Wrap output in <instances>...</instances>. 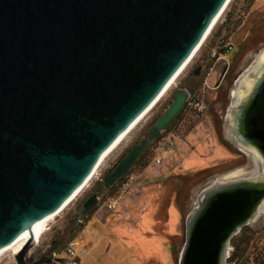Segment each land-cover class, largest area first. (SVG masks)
Listing matches in <instances>:
<instances>
[{"label": "water", "instance_id": "obj_1", "mask_svg": "<svg viewBox=\"0 0 264 264\" xmlns=\"http://www.w3.org/2000/svg\"><path fill=\"white\" fill-rule=\"evenodd\" d=\"M225 1L0 0V249L85 182ZM189 90L172 93L145 137L83 200L76 226L182 110ZM224 121L252 172L201 189L184 218L176 264H225L228 241L264 205V46L236 79ZM31 242L13 255L15 264H61L52 253L27 260Z\"/></svg>", "mask_w": 264, "mask_h": 264}, {"label": "rangeland", "instance_id": "obj_2", "mask_svg": "<svg viewBox=\"0 0 264 264\" xmlns=\"http://www.w3.org/2000/svg\"><path fill=\"white\" fill-rule=\"evenodd\" d=\"M215 27V32L207 35L190 63L154 107L104 159L80 193L49 222L47 231L35 241L29 253L38 256L52 237L73 231L66 246L71 245L76 251L72 261L77 264H176L183 243L186 211L195 205L201 189L217 181L251 174L250 155L228 140L224 117L236 79L253 64L257 52L264 46V0H230ZM220 35H232L233 42L227 56L230 71L225 75V85L202 91V111L184 110L174 123L170 122L162 135L170 132L175 151L174 148L169 150L165 160L154 164L157 151L152 147L155 144L142 150L138 161L126 173L136 179L123 193L122 204L107 211L104 200L115 197L116 193L110 189L103 191L99 204L76 226V213L83 200L98 189L102 178L130 147L145 137L148 127L163 112L172 93L179 88L195 89L200 85L212 62L208 57L209 48L215 36ZM219 63L220 60L216 67L218 71ZM197 65L201 69L199 76L194 81L188 80V74ZM207 77L212 83L214 74ZM173 151L176 153L172 154ZM173 206L181 211L182 221L176 234L167 235L168 227L163 224L168 207L173 215ZM146 217L149 220L145 221ZM263 241L264 205L263 210L228 241L225 264H252V251ZM13 255L11 250L6 251L0 256V264H15Z\"/></svg>", "mask_w": 264, "mask_h": 264}, {"label": "built area", "instance_id": "obj_3", "mask_svg": "<svg viewBox=\"0 0 264 264\" xmlns=\"http://www.w3.org/2000/svg\"><path fill=\"white\" fill-rule=\"evenodd\" d=\"M215 26H213L210 32H213V33L215 32V28H216ZM232 47H233L232 35L231 36L230 35L229 36H224V35L215 36V39L213 40V43L209 48L210 51L208 54V57L210 60H212V62L206 68L200 85L195 89L189 87L190 90L187 93L185 104L182 110L192 109V110L199 111V112L203 110L204 98L202 95V91L207 90V89L214 90L217 87V85L219 84L222 78L223 71L228 64L227 56L229 52L232 50ZM219 60H220L219 64L223 68L222 70L220 68V70L218 71L216 67L218 65L217 62ZM211 73L214 74V79L212 83H210L207 80L208 78L207 76L210 75ZM164 132H166V129L161 131L158 137L152 142L153 145L155 144L152 147V150L157 151L156 157L153 160L154 164H159L161 161L165 160L167 158V154L169 150L173 148L175 149V144L172 140V137L170 136V132L162 135V133ZM135 179L136 177L133 176L132 174H126L124 176V180L122 178L120 181H118L114 185L115 186L114 193H116L115 197L113 198L110 197L104 200L105 201L104 204L106 205L107 211L115 210L117 205L122 204L121 199H122L123 193L126 192L132 186ZM65 252L70 257L76 256V251L72 248L71 245H67L65 247Z\"/></svg>", "mask_w": 264, "mask_h": 264}, {"label": "bare ground", "instance_id": "obj_4", "mask_svg": "<svg viewBox=\"0 0 264 264\" xmlns=\"http://www.w3.org/2000/svg\"><path fill=\"white\" fill-rule=\"evenodd\" d=\"M230 0H226L219 12L216 14V16L212 19L210 22V25L206 29L205 33L203 34L202 38L200 39L199 43L195 46V48L192 50L190 55L186 58V60L181 64V66L176 70V72L169 78V80L166 82L158 96L154 99V101L142 112V114L129 126V128L124 131L122 134L119 135V137L113 142V144L102 154L100 157L97 165L93 168V171L89 175V177L85 180V182L74 192V194L63 204V206L56 211L55 213H52L43 219L33 223L30 227L25 228L23 231H21L17 237L8 245L4 246L0 249V256L4 254L6 251L11 250L13 254H15L17 251L23 247V245L26 243V241L32 237L31 246L35 245V241L43 236V233L47 231V226L49 222L55 218L61 211L65 209V207L80 193V191L85 187V185L91 180L93 175L95 174L97 168L100 166V164L104 161V159L121 143V141L129 134V132L137 125V123L145 116V114L150 111L152 107L156 104V102L162 97V95L171 87V85L174 83V81L177 79V77L180 75V73L186 68V66L190 63L192 58L194 57L195 53L201 46L202 42L208 35V33L211 31L213 26L217 23L218 18L220 15L225 11V8L227 7ZM241 82L244 83L246 79V75H242ZM263 210V206H260L257 211Z\"/></svg>", "mask_w": 264, "mask_h": 264}, {"label": "flooded vegetation", "instance_id": "obj_5", "mask_svg": "<svg viewBox=\"0 0 264 264\" xmlns=\"http://www.w3.org/2000/svg\"><path fill=\"white\" fill-rule=\"evenodd\" d=\"M197 66H198L197 75H190V73H191L190 72L188 74V77H187L188 80L194 81V80H196V77L199 76L201 69H200V65H197ZM222 68L223 67H221V70H222ZM229 71H230V68H229V63H228L227 66L225 67L224 71H223L222 78H221L219 84L216 87L217 89L220 88L221 86L225 85L224 84V82L226 80L225 75L227 73H229ZM72 232H70L68 234L64 233V234H62L59 237H52L51 240L48 241L47 243H45L43 248L40 249V254L38 256H35V255H32L31 253H29L31 248L33 247V246H30L27 249V251H26V259L27 260H30L31 258L32 259H38V258H40L42 256H46V255L52 253L53 254V258H60L61 259L59 261L61 264H77V263H74V261H72L73 257H70L65 252V247H66L67 240H68L69 236H71ZM59 262H56V263H59Z\"/></svg>", "mask_w": 264, "mask_h": 264}, {"label": "crops", "instance_id": "obj_6", "mask_svg": "<svg viewBox=\"0 0 264 264\" xmlns=\"http://www.w3.org/2000/svg\"><path fill=\"white\" fill-rule=\"evenodd\" d=\"M178 148V147H177ZM176 148V149H177ZM174 151H175V149H174ZM172 152V154H174V153H176V152ZM171 154V155H172ZM208 162V161H207ZM205 164H207V163H205ZM194 166H196V165H192L191 167H194ZM199 166H204V164L203 165H199ZM171 207V206H170ZM170 207H168V210H167V217H166V220H165V223L163 224V226H167L168 227V230L166 231L167 232V235L168 234H176L177 233V229H178V227H179V223H181V211L178 209V208H176L175 206H173V208H172V213H173V215H170ZM187 213L189 212L188 210L186 211ZM171 216H173V217H171ZM143 217V216H142ZM144 218V217H143ZM172 218H173V220H172ZM152 219V218H151ZM145 221H147V220H149V217H146L145 219H144ZM175 221V222H174ZM170 224V226H168V225ZM154 228H155V226H154ZM169 232V233H168Z\"/></svg>", "mask_w": 264, "mask_h": 264}, {"label": "trees", "instance_id": "obj_7", "mask_svg": "<svg viewBox=\"0 0 264 264\" xmlns=\"http://www.w3.org/2000/svg\"><path fill=\"white\" fill-rule=\"evenodd\" d=\"M165 106V104H164ZM164 106L162 108H164ZM184 110H181L175 117L174 119L171 121V124L174 123V120L180 115L181 112H183ZM170 124V125H171ZM140 157V156H139ZM138 161V159H137ZM114 187H112L110 190H113L114 191ZM252 256H251V259H250V262L252 264H264V241L261 243L260 246H256L253 251H252ZM246 262L248 261V259L246 258L245 260Z\"/></svg>", "mask_w": 264, "mask_h": 264}]
</instances>
